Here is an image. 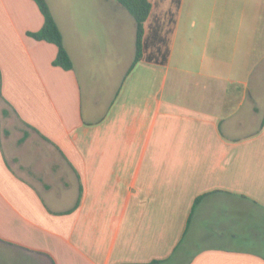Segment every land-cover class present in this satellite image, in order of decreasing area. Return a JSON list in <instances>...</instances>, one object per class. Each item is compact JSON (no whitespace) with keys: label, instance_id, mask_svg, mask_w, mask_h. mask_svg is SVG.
<instances>
[{"label":"crops","instance_id":"crops-1","mask_svg":"<svg viewBox=\"0 0 264 264\" xmlns=\"http://www.w3.org/2000/svg\"><path fill=\"white\" fill-rule=\"evenodd\" d=\"M46 1L71 69L0 0V264H264V0H149L132 67L117 0Z\"/></svg>","mask_w":264,"mask_h":264},{"label":"trees","instance_id":"trees-1","mask_svg":"<svg viewBox=\"0 0 264 264\" xmlns=\"http://www.w3.org/2000/svg\"><path fill=\"white\" fill-rule=\"evenodd\" d=\"M37 4L42 16L43 24L41 28L35 32H28L27 34L37 40H45L57 46V54L53 60V64L64 69H71L72 61L63 44L61 31L51 13L49 5L46 0H34ZM123 7H125L135 18L136 21V40H135V55L132 67L143 55V33L144 22L147 19L151 3L149 0H117ZM1 96V90H0ZM2 97V96H1Z\"/></svg>","mask_w":264,"mask_h":264},{"label":"rangeland","instance_id":"rangeland-1","mask_svg":"<svg viewBox=\"0 0 264 264\" xmlns=\"http://www.w3.org/2000/svg\"><path fill=\"white\" fill-rule=\"evenodd\" d=\"M258 79L254 80L257 83V86L262 88L261 94L257 95L259 103H262V106H264V62L259 67L257 71ZM254 85L249 82V86ZM15 118L12 116V114L8 111L7 115H1V122L3 123V127L7 128L10 132V134H14L15 131H18L19 126L17 125V122L14 120Z\"/></svg>","mask_w":264,"mask_h":264}]
</instances>
